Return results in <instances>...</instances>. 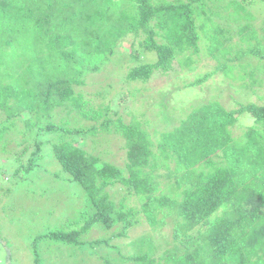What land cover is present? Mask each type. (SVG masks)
<instances>
[{"label": "trees", "instance_id": "obj_1", "mask_svg": "<svg viewBox=\"0 0 264 264\" xmlns=\"http://www.w3.org/2000/svg\"><path fill=\"white\" fill-rule=\"evenodd\" d=\"M260 2L264 0H0V146L10 140L3 136L8 129L35 131L40 138L24 169L29 172L43 158L42 143L52 140L45 136L61 131L48 151L64 178L80 184L84 203L80 218L44 236L72 244L77 264H90V259L92 264H115V252L119 261L134 264H264V105L250 102L227 109L218 101L202 104L181 125L156 137L143 119L125 122L111 103L96 104L75 90L88 73L113 59L117 42L141 32L147 34L141 50L155 52L156 60L131 66L125 81L146 82L156 70L167 73L175 64L192 68L205 37L207 52L219 64L186 85L203 82L218 70L239 71L227 62L246 56L259 58L260 64L249 72L251 83L243 85L258 84L256 70L264 72V22L254 23L247 4ZM222 12L224 25L214 20ZM138 52L133 47L134 57ZM63 110L97 123L72 129L54 121ZM24 111L30 114L25 129H14ZM242 112L251 113L256 125L236 135V114ZM99 132L125 137V169L89 152L77 137ZM117 183L138 196L140 207L115 201L108 189ZM143 216L154 230L171 219L180 246L155 255L157 238L145 234L129 241L132 250L122 253L116 239L129 237L128 230ZM115 226L121 230L111 234ZM91 228L107 233L90 236Z\"/></svg>", "mask_w": 264, "mask_h": 264}, {"label": "rangeland", "instance_id": "obj_2", "mask_svg": "<svg viewBox=\"0 0 264 264\" xmlns=\"http://www.w3.org/2000/svg\"><path fill=\"white\" fill-rule=\"evenodd\" d=\"M249 4L247 7L254 16L253 21L260 26L264 22V7H261V5L264 6V2ZM225 12L228 13L226 10ZM223 14L224 12L215 15V22L224 25ZM232 26L236 25L232 24ZM146 36L147 34L141 32L139 36L130 33L123 37L116 44L113 59L104 64L100 71L88 73L84 84L75 85L76 92L81 91L85 99L96 104L111 103V107L119 111L125 122L143 119L152 135L156 137L181 125L187 114L202 104L218 101L227 109H238L250 102L264 105L263 71L256 70L255 80H259L258 84L247 85V87L243 85L251 83L249 72L255 65L260 64L259 58L254 56L237 59L235 63L227 62L239 67V71L232 69L231 73L218 70L203 82L186 85L188 81H194L198 76L214 71L219 64V60L207 52L205 37L199 43L200 51L194 53L196 61L192 68H181L179 64H175V69L167 73L156 70L154 76L146 82L125 81L124 77L131 66L156 60L155 52L141 50L143 48L141 41ZM239 39L240 36L235 34L233 40L238 42ZM133 47L139 49L138 57L132 55ZM188 53H191V50ZM99 88L108 93L102 96L97 95ZM57 110L59 111L60 108ZM236 115L238 116L234 126L236 135H241L248 126L256 125L251 113L242 112ZM20 116L22 120L18 118L14 129L23 131L25 129L23 121L29 118L30 114L24 111ZM54 118V121L72 129L81 127L87 129L91 124L97 123L76 111L68 115L63 110ZM45 125L46 122L40 124V126ZM42 134L45 136L46 132ZM59 135H62L60 130L48 133L45 140H53ZM3 136L10 140L4 144L6 146H2L3 149L0 146V264H77L71 255L72 244L55 241L44 235L49 231L65 228L67 227L64 225L65 222L81 217L80 212L84 203L82 187L64 178L65 174L61 171L58 160L52 152L48 151L52 140L42 143V145L45 144L42 150L43 158L39 161L35 160L37 165L28 172L24 169L35 149L34 143L40 136L35 135V131L22 133L9 129L3 133ZM77 137L81 145L89 152L126 168L128 150L125 137L121 133L99 132L95 136L88 135L83 138L77 135ZM27 144H30V147L25 153H21L22 148ZM163 171V169L160 170V172ZM160 183L165 186V179L161 178ZM108 190L116 202L123 200L129 205L140 207L141 201L138 196L128 195L122 184L117 183ZM141 219L140 224L128 230L129 237L116 239L115 242L118 241L117 244L120 245L122 253L132 250V247L127 244L129 241L137 240L145 234H152L150 236L157 238L159 247L155 255L161 254L174 244L180 246V243L173 238L171 227L174 223L171 219H168L169 222L166 225L156 230L147 223L145 216ZM120 230V226L109 229L111 234ZM102 232L107 233L106 229L98 232L91 228L89 235L96 237ZM113 255L115 257L113 256L112 260L115 264H134V261L126 258L119 261L116 258L117 252ZM92 262L93 259H90L88 263L92 264Z\"/></svg>", "mask_w": 264, "mask_h": 264}]
</instances>
